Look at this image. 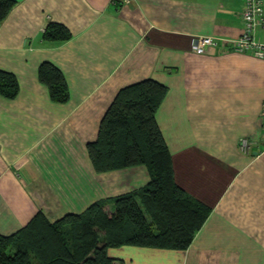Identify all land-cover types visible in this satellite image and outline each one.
<instances>
[{
	"label": "crops",
	"instance_id": "0c3cea01",
	"mask_svg": "<svg viewBox=\"0 0 264 264\" xmlns=\"http://www.w3.org/2000/svg\"><path fill=\"white\" fill-rule=\"evenodd\" d=\"M16 3L0 23V69L20 84L16 98L0 95V235L38 210L56 221L96 201L109 209L148 182L143 166L97 173L87 144L116 92L152 78L168 90L156 119L174 179L210 212L185 250L129 245L109 255L123 264H264V59L225 45L244 30L243 0ZM50 21L71 39L45 44ZM254 34L264 41V28ZM203 36L225 44L197 54L191 42ZM43 61L65 75V104L39 83Z\"/></svg>",
	"mask_w": 264,
	"mask_h": 264
},
{
	"label": "trees",
	"instance_id": "16d2710c",
	"mask_svg": "<svg viewBox=\"0 0 264 264\" xmlns=\"http://www.w3.org/2000/svg\"><path fill=\"white\" fill-rule=\"evenodd\" d=\"M16 4L0 0V23ZM46 25L41 33L45 44L71 39L65 24ZM37 72L52 102L65 104L71 98L65 75L53 62H41ZM19 87L14 73L0 69L1 96L14 99ZM167 91L152 78L123 86L103 114L95 140L87 144L97 173L143 166L148 182L114 197L109 209L105 200L96 201L82 213L70 212L56 221L38 210L21 229L0 235V264H123L109 255L110 248H188L210 207L174 179L170 150L156 119Z\"/></svg>",
	"mask_w": 264,
	"mask_h": 264
},
{
	"label": "built area",
	"instance_id": "2783aa9c",
	"mask_svg": "<svg viewBox=\"0 0 264 264\" xmlns=\"http://www.w3.org/2000/svg\"><path fill=\"white\" fill-rule=\"evenodd\" d=\"M125 2L128 3V1ZM243 5L244 30L241 34L236 38L228 39L226 44L217 37L203 36L191 42V50L197 54H203L207 48L223 43L232 52L251 54L264 59V41L256 40L254 34L258 28H264V0H243ZM260 110L264 117V103ZM239 146L241 152H248L247 138H241Z\"/></svg>",
	"mask_w": 264,
	"mask_h": 264
}]
</instances>
